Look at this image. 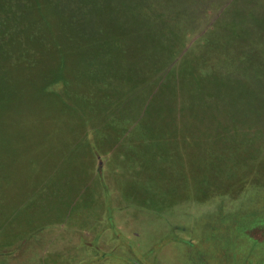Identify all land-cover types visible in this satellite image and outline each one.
<instances>
[{
  "label": "rangeland",
  "instance_id": "obj_1",
  "mask_svg": "<svg viewBox=\"0 0 264 264\" xmlns=\"http://www.w3.org/2000/svg\"><path fill=\"white\" fill-rule=\"evenodd\" d=\"M173 104L190 163L221 144L178 202ZM13 232L40 264H264V0H0V264Z\"/></svg>",
  "mask_w": 264,
  "mask_h": 264
},
{
  "label": "crops",
  "instance_id": "obj_2",
  "mask_svg": "<svg viewBox=\"0 0 264 264\" xmlns=\"http://www.w3.org/2000/svg\"><path fill=\"white\" fill-rule=\"evenodd\" d=\"M163 109L164 110L160 112V115L161 116L163 115V117L160 119V125H161L160 126L161 127L160 137L154 139V141L156 140L154 145L157 147L159 146L160 151H162V148L167 150V154L170 155V162L172 165L174 164L175 166V171L169 170V174H171L170 178H168L166 173L165 175L163 174L161 175L160 174L162 172L161 171L158 174L159 179L157 181L162 180V183L167 184V186H172L173 189H175V184L180 185L176 191H173L174 192V196L172 197L173 202H176V201L178 202L180 200L188 199V196H190V198L193 199L191 194L195 195V193L192 190H190L192 189V186H193L192 180L199 176L202 179L205 178V174L212 173L213 169L217 171L216 161L217 160L220 161V157H221V154H219V151H218L220 148L218 147H221V144H218L217 142L214 144H208L209 147H207V151L201 145H200L201 148H199L200 150H198L197 152L194 151V149L191 147L190 148V157H191V163H192L191 164L188 160V155L182 154V152L184 153V149L190 146L186 142L187 141L191 142V141H189L188 139H184L186 141L184 142L182 138L175 136V130H177L178 128L180 129L181 126L183 127V129H185V126L188 123L186 122L180 123L181 119L179 117L180 115L179 108H176L175 105L172 107L171 106L164 107ZM171 115H175V121L173 123H170V125L173 124V129L171 131H166L164 126L169 124L168 118ZM146 143L148 144V142ZM146 143L145 145H147ZM145 145L141 144L139 141H135L131 143H122L120 145L114 146L111 153L107 156V161H106L107 165H104L103 167L104 172L106 171L105 173L109 174L108 167L110 165V162L115 160V157H119V155L123 157L124 164H126L127 167H130L133 169H136V168L141 169V162L138 161V154H140L139 149L146 148ZM204 146H206L205 143H204ZM165 159L166 158H164L163 160ZM161 168H163L164 170L165 168H167V166L162 164ZM180 170L183 171V174H189V175L197 174V175L188 176L189 182H187L186 180L185 183H181L180 179H176L177 177H180ZM181 184L184 186H182ZM185 186H189L190 188H187ZM181 187H185V188L181 190L180 189ZM17 191H19V189ZM84 192L85 191L81 192L80 196L76 198V200L72 204L71 210L77 204L80 203V200ZM189 193L190 195H188ZM16 194H20V193H13V195H16ZM176 197L177 199L175 201ZM119 206L120 204L114 205L113 207L119 208ZM114 219H115V224L119 227V229H121L125 234L129 235V233L123 229L124 228L123 225H126V224L119 222L121 221V219H119L116 216V213H114ZM97 237L98 238H94V241L89 243L90 246L95 245V239H96V245L98 244V241L100 240L98 233H97ZM130 237H132V234L130 235ZM34 242L35 241H33V243ZM36 243L37 244L35 246L30 247L28 246L29 243L27 241H23L21 238L16 237L13 232V264H40L41 263L40 261H42L45 258L44 250L46 248V244L42 242V240H38L36 241ZM34 259H37L38 261L34 263ZM78 264H82V262L80 261Z\"/></svg>",
  "mask_w": 264,
  "mask_h": 264
},
{
  "label": "flooded vegetation",
  "instance_id": "obj_3",
  "mask_svg": "<svg viewBox=\"0 0 264 264\" xmlns=\"http://www.w3.org/2000/svg\"><path fill=\"white\" fill-rule=\"evenodd\" d=\"M182 227V225H176L175 226V230H177V232H179V228H181ZM202 235V236H201ZM203 235H205V234H198L197 236H200V237H203ZM179 242H181L180 240H178ZM190 242H189V245L192 247V248H194V249H196V250H198L197 248H196V246H194L195 244H192V241L193 240H189ZM198 241L196 240V241H194V243H197Z\"/></svg>",
  "mask_w": 264,
  "mask_h": 264
},
{
  "label": "trees",
  "instance_id": "obj_4",
  "mask_svg": "<svg viewBox=\"0 0 264 264\" xmlns=\"http://www.w3.org/2000/svg\"><path fill=\"white\" fill-rule=\"evenodd\" d=\"M131 89H132V88H131ZM114 229H115V228H113V230H114ZM115 232H117L116 229H115Z\"/></svg>",
  "mask_w": 264,
  "mask_h": 264
}]
</instances>
